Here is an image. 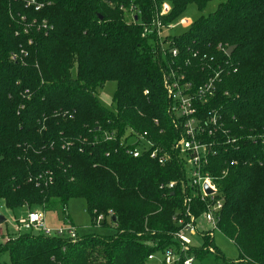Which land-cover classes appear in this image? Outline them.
I'll return each instance as SVG.
<instances>
[{"label":"trees","instance_id":"obj_1","mask_svg":"<svg viewBox=\"0 0 264 264\" xmlns=\"http://www.w3.org/2000/svg\"><path fill=\"white\" fill-rule=\"evenodd\" d=\"M38 1L46 4L40 12L26 0H0V211L83 199L92 226L102 215L100 227L114 226L115 233L80 235L75 243L20 233L0 242V257L8 252L10 264H147L149 255L175 245L173 217L182 209V192L160 186L183 177L173 149L182 132L169 111L157 37H143V24L165 2L172 12L163 23L192 5L203 13L221 1L171 43L180 50L178 64L197 82L211 57L227 63L216 98L203 105L221 109L240 140L239 152L231 147L213 160L225 198L218 231L236 245L240 264H264V146L249 139L264 133V0ZM34 20L52 29L34 26L26 33ZM220 45L236 49L228 57ZM195 51L200 57H192ZM109 82L117 85L111 108L96 91ZM131 129L147 133L171 155L169 162L161 166L146 153L134 158L102 139ZM203 239L208 248H195L196 260L212 255L227 262L210 236Z\"/></svg>","mask_w":264,"mask_h":264},{"label":"built area","instance_id":"obj_2","mask_svg":"<svg viewBox=\"0 0 264 264\" xmlns=\"http://www.w3.org/2000/svg\"><path fill=\"white\" fill-rule=\"evenodd\" d=\"M50 4V2L47 3V5ZM45 6L44 2L38 0H26V7L33 8L37 12H40ZM171 12V4L163 3L151 23L143 24L142 36L147 37L155 34L157 37V45L160 49V53L157 51V56L166 62L162 72L163 85L171 101L169 111L173 116L176 128H180L182 132L181 136L175 139L173 149L182 162L183 177L163 183L160 188L166 191L179 188L182 192L183 202L182 209L177 211L173 217V221L178 227L173 235L175 245L149 255L147 261L153 264H194L196 257L193 250L199 246L195 239L204 238L206 235L212 237L213 231L218 230L225 206V198L218 189V177H215L211 170L213 160L220 156L221 151H228L231 147L235 152H239L240 140L231 132L227 118L221 109H203L205 103L216 98L223 74L226 73L227 63L215 64V58L211 57L209 62L205 63L209 72L204 80L197 82L191 79L186 70L178 64L181 57L180 50L172 48L175 43H171V35L167 33L166 35L165 32L178 29L187 30L192 26L193 21L183 16L176 21L163 23V19L170 16ZM131 14L137 16L134 8L131 10ZM21 20L27 21L25 17H21ZM34 26L38 31L52 29L46 20L41 23L34 20L26 24L25 32L27 33ZM30 43L32 42L30 41ZM219 50L228 56V49L222 45L219 46ZM167 56L171 58V61H168ZM192 57H200L199 52H193ZM207 58L206 54L202 56V60ZM13 59L17 60L18 56L14 55ZM184 63L185 66L191 64L189 59L184 60ZM145 94H148V91H145ZM147 136V133H138L131 129L122 138L117 137L116 132H106L103 133L102 139L117 142L119 148L124 149L134 158H139L146 153L150 159L161 166L166 165L171 159V155ZM249 139H257L264 146V133L260 136H249ZM225 175L226 172H222V177ZM197 203L200 204V208L199 205H195ZM194 207H198L196 213ZM66 210L67 206L63 211L66 212ZM103 220L102 215L96 219L97 227H100ZM203 225L204 228H202ZM20 233L65 238L73 243L77 242L80 236L77 227L69 220L60 226H49L46 221V213L42 208L27 210L26 214L20 215L17 218L14 231L11 235L5 236L4 243Z\"/></svg>","mask_w":264,"mask_h":264},{"label":"rangeland","instance_id":"obj_3","mask_svg":"<svg viewBox=\"0 0 264 264\" xmlns=\"http://www.w3.org/2000/svg\"><path fill=\"white\" fill-rule=\"evenodd\" d=\"M220 2L221 1H214L210 3L207 6L205 12L203 13H200L196 8V6L192 5L187 9V11L184 14V17L190 18L194 22L201 16H207L210 13L214 12L217 9ZM181 32L182 30L178 29L175 31H167L165 32V34L167 33L173 36ZM116 87H117L116 83L109 82L104 87H100L96 90L97 97L103 106L107 108L112 107ZM63 209L64 207L59 203H57L56 205H50L46 209H44L46 213V221L49 226L52 225L51 223L53 220L58 225H63L65 221L69 220L77 227L78 233L81 236L87 234L112 235L115 233L114 226H109L104 228L92 226L91 217L86 211V202L83 199L71 200L67 204L66 212H64ZM27 210L28 209H24L22 211L19 210L16 213H12L11 211H8L6 209H2L0 211V216H3L6 219L4 223H0V242L4 243L5 236L12 234V232L14 231V226L16 225V221H17L16 217L18 215L20 216L26 214ZM202 228H204V225L202 226ZM212 237L211 238L213 239L214 244L222 252L227 262L221 260L217 261L214 258V256L210 255L208 258L202 260H196L194 264H228L229 262H232L233 264H240V262L238 261L240 252L236 247V245L231 240L225 237L218 230L213 231ZM195 241L199 243V246L198 248H196V250H200V249L205 250L208 248L205 245V241L203 237L196 238ZM0 262L1 264H10V257L8 252H3L1 254ZM147 264H153V263L147 262Z\"/></svg>","mask_w":264,"mask_h":264},{"label":"water","instance_id":"obj_4","mask_svg":"<svg viewBox=\"0 0 264 264\" xmlns=\"http://www.w3.org/2000/svg\"><path fill=\"white\" fill-rule=\"evenodd\" d=\"M235 49H236V46L229 47L227 50L228 56H231L234 53ZM5 221L6 219L3 216H0V223H4Z\"/></svg>","mask_w":264,"mask_h":264},{"label":"crops","instance_id":"obj_5","mask_svg":"<svg viewBox=\"0 0 264 264\" xmlns=\"http://www.w3.org/2000/svg\"><path fill=\"white\" fill-rule=\"evenodd\" d=\"M52 225H50L51 227H56V226H60V225H58V224H56V222L53 220L52 221V223H51Z\"/></svg>","mask_w":264,"mask_h":264}]
</instances>
